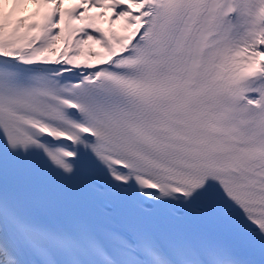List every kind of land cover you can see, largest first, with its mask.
Listing matches in <instances>:
<instances>
[{
	"label": "snow or ice",
	"instance_id": "6c2138e0",
	"mask_svg": "<svg viewBox=\"0 0 264 264\" xmlns=\"http://www.w3.org/2000/svg\"><path fill=\"white\" fill-rule=\"evenodd\" d=\"M64 5L0 0V264H264V0Z\"/></svg>",
	"mask_w": 264,
	"mask_h": 264
},
{
	"label": "bare ground",
	"instance_id": "6f19581e",
	"mask_svg": "<svg viewBox=\"0 0 264 264\" xmlns=\"http://www.w3.org/2000/svg\"><path fill=\"white\" fill-rule=\"evenodd\" d=\"M75 0H65V7H68L70 6V3H74ZM35 7L34 5H31V4H28L25 6L26 8V15H29L31 12H33L35 10ZM97 10L93 9L92 12H96ZM108 14L106 13V16ZM100 26L103 27V28H108L109 25L107 24L106 20L103 21V22H100ZM116 31H121V25H120V22H117L115 25L112 26Z\"/></svg>",
	"mask_w": 264,
	"mask_h": 264
},
{
	"label": "rangeland",
	"instance_id": "374dc122",
	"mask_svg": "<svg viewBox=\"0 0 264 264\" xmlns=\"http://www.w3.org/2000/svg\"><path fill=\"white\" fill-rule=\"evenodd\" d=\"M21 14L25 15L26 14V9L24 8V10L21 12Z\"/></svg>",
	"mask_w": 264,
	"mask_h": 264
}]
</instances>
